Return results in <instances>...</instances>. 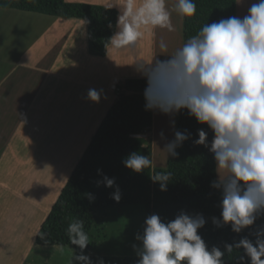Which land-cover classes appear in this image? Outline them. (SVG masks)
I'll use <instances>...</instances> for the list:
<instances>
[{
	"label": "clouds",
	"instance_id": "obj_1",
	"mask_svg": "<svg viewBox=\"0 0 264 264\" xmlns=\"http://www.w3.org/2000/svg\"><path fill=\"white\" fill-rule=\"evenodd\" d=\"M114 7L119 9L117 31L106 48H135L144 35L142 29L175 30L166 0H120L109 5V9ZM176 10L186 19L197 14L193 0H178ZM159 47L167 51L168 45L161 40ZM167 57L136 64L147 82L145 108L169 116L187 110L214 133L210 146L203 129L195 141L208 147L216 161L218 180L212 187L222 194V219L214 217L213 223L217 227L230 225L239 234L264 215V0L251 3L243 18L231 16L204 24ZM115 86L114 91L119 93V86ZM102 95V89H89L87 93L95 103L101 101ZM188 139V134L177 131L175 139L161 151L176 158L177 148ZM123 163L135 173L154 168L150 155L136 152ZM151 178L160 184L161 191H166L173 174L155 172ZM99 183L115 187L112 198L120 201L121 192L114 178L104 176ZM205 223L202 214L190 216L184 212L168 222L157 214L146 217L143 234L136 237L140 241L138 264H224L226 253L231 255L241 249L250 264H264V227L256 232L255 242L243 237L225 244V251H221L218 247L209 250L198 234ZM67 235L70 244L81 250L73 260L93 264L83 254L90 244L83 220L69 223ZM244 256L240 257L242 264Z\"/></svg>",
	"mask_w": 264,
	"mask_h": 264
},
{
	"label": "trees",
	"instance_id": "obj_2",
	"mask_svg": "<svg viewBox=\"0 0 264 264\" xmlns=\"http://www.w3.org/2000/svg\"><path fill=\"white\" fill-rule=\"evenodd\" d=\"M197 14L193 19L183 18V44L195 35L206 23L237 16V0H193ZM2 10H16L64 20H84L87 24L89 54L106 58L109 48L105 45L117 31L119 11L115 8L87 4L68 3L66 0H0ZM111 25V27H109ZM145 79H128L119 87V96L108 111L91 143L79 160L66 186L63 188L52 210L41 225L36 243L41 247H70L76 255L81 254L72 246L67 235L69 223L83 220L84 230L90 244L83 251L93 264H138L139 257H95L91 253L98 249L93 240V231L98 230V239L107 238L108 214L114 209L143 207L149 215L157 214L164 222L174 220L181 212L190 216L202 214L205 226L199 235L209 250L218 247L225 251V244H233L247 237L253 242L256 232L264 227V215L258 216L256 224L237 234L230 225L217 227L213 218L222 219L220 203L222 194L212 187L218 180L216 161L208 147L197 145L198 131L208 135L210 146L214 133L201 125L187 110L181 111L178 131L189 135L177 148L178 157H171L167 169H146L135 173L125 167L123 161L132 153L150 155L152 145L142 136L154 125V112L145 108ZM155 172H172L173 179L167 190L161 191L159 183L153 182ZM102 173V174H101ZM114 178L121 192L119 202L112 198L115 187L108 188L103 177ZM91 197V199H90ZM102 243V242H101ZM243 250L226 253L224 264H242ZM243 264H250L244 256Z\"/></svg>",
	"mask_w": 264,
	"mask_h": 264
},
{
	"label": "rangeland",
	"instance_id": "obj_3",
	"mask_svg": "<svg viewBox=\"0 0 264 264\" xmlns=\"http://www.w3.org/2000/svg\"><path fill=\"white\" fill-rule=\"evenodd\" d=\"M104 1L107 7L120 2ZM166 7L171 9L174 29L177 25L178 29L166 33L165 43L169 48L167 51L160 49L161 40H157L159 60L163 59V54L166 58L174 54L180 47L179 40L182 34L181 17L176 6ZM9 28L12 30L6 31V34H11L15 30L18 32L20 26L14 23ZM142 31L143 37H146L149 29ZM36 32L37 28L34 26L28 28L26 35L30 38ZM15 44L14 39L10 41L9 49H16ZM6 47L8 49V46ZM133 54L128 57L129 65L133 62L139 63L140 60L148 63L147 55L143 54L142 58L137 51ZM115 93L117 96L118 91ZM83 94V89L75 90L71 92L69 98L71 102L76 99L82 100ZM71 107L74 108L73 104ZM78 116L72 115L70 120L61 118L55 122L51 121L52 119L38 121L30 118L24 124L30 128L35 126L47 128L43 131L45 133H0V255H2L0 264H72V262L79 264L73 260L76 254L70 247H41L36 243L41 225L91 143L95 128L100 125L99 121L80 123ZM180 116L181 112L172 116L154 112L153 128L142 136L152 145L154 169L168 167L171 157L161 150L175 139ZM81 125L84 129L79 130ZM49 129L50 132L54 129V133H47ZM148 216H150L148 211L143 207L111 210L106 222L108 237L98 239L100 235L94 228L93 241L100 246L91 253V256L138 257L140 241L136 237L143 234L144 222Z\"/></svg>",
	"mask_w": 264,
	"mask_h": 264
},
{
	"label": "crops",
	"instance_id": "obj_4",
	"mask_svg": "<svg viewBox=\"0 0 264 264\" xmlns=\"http://www.w3.org/2000/svg\"><path fill=\"white\" fill-rule=\"evenodd\" d=\"M243 1L237 0V16L241 18L247 14L251 3L256 2V0ZM66 2L108 6L104 0H66ZM177 2L178 0H166V5L173 7ZM115 9L119 11L118 8ZM168 10L171 14V9ZM14 23L20 26L19 31L6 34V31L12 30L9 27ZM180 25L181 47L182 17ZM34 26L37 32L29 38L26 31ZM148 29V35L142 37L135 48L116 50L110 47L106 58H97L89 54L87 24L84 20H64L16 10H2L0 12V123H2L0 133H45L43 131L47 128L25 127V122L30 118L38 121L52 119L51 121L55 122L57 119L70 120L72 115H79L80 123L99 121L101 125L119 96V93L116 96L112 86L115 84L120 86L128 79H145L136 68V62L128 64V57L137 51L142 58H144L143 54L148 56V63L159 59L157 40L166 41L168 30ZM13 39L16 49L10 50L9 42ZM169 47L171 49L172 46ZM164 59L167 58L163 54L162 60ZM79 89L84 91L82 100L76 99L71 102L69 98L71 92ZM89 89L103 90L99 103L88 99ZM72 104L74 108L71 107ZM100 125L95 128L94 133ZM34 128L39 130H33ZM78 129H84L83 125ZM51 131L49 129L47 133H54V129ZM0 256L1 259L2 255Z\"/></svg>",
	"mask_w": 264,
	"mask_h": 264
},
{
	"label": "bare ground",
	"instance_id": "obj_5",
	"mask_svg": "<svg viewBox=\"0 0 264 264\" xmlns=\"http://www.w3.org/2000/svg\"><path fill=\"white\" fill-rule=\"evenodd\" d=\"M112 89H113V90L115 89V85L112 86Z\"/></svg>",
	"mask_w": 264,
	"mask_h": 264
},
{
	"label": "built area",
	"instance_id": "obj_6",
	"mask_svg": "<svg viewBox=\"0 0 264 264\" xmlns=\"http://www.w3.org/2000/svg\"><path fill=\"white\" fill-rule=\"evenodd\" d=\"M115 89H116V86H115Z\"/></svg>",
	"mask_w": 264,
	"mask_h": 264
}]
</instances>
